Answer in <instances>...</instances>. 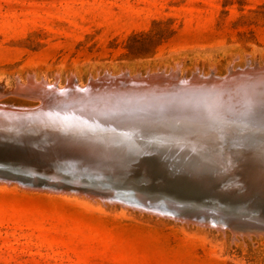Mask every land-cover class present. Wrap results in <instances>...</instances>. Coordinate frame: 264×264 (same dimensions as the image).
Segmentation results:
<instances>
[{"label":"rangeland","instance_id":"1","mask_svg":"<svg viewBox=\"0 0 264 264\" xmlns=\"http://www.w3.org/2000/svg\"><path fill=\"white\" fill-rule=\"evenodd\" d=\"M259 64L264 0H0V88L10 91L30 76L63 88L106 72L175 69L190 78ZM1 94V105H39ZM7 183L0 180V264H264L262 232L237 235Z\"/></svg>","mask_w":264,"mask_h":264},{"label":"water","instance_id":"2","mask_svg":"<svg viewBox=\"0 0 264 264\" xmlns=\"http://www.w3.org/2000/svg\"><path fill=\"white\" fill-rule=\"evenodd\" d=\"M170 71L143 76L106 72L90 78L85 87L73 84L87 94L72 97L69 102L34 111L19 107L24 111L15 118H0V180L89 193L130 207L176 214L175 218L182 214L179 217L186 221L229 229L237 235L264 232V191L260 187L235 189L240 175L211 162L183 168L197 157H208L202 155L210 151L213 155L223 153L226 158L236 156L230 141H216L222 135L235 137L240 133L237 123L245 128L242 137L264 142V134L256 132L264 128V72L245 66L229 69L225 75L193 73L190 78L223 82L209 84L210 88L203 90L187 86L193 91L186 93L195 101L183 108V82L189 81ZM176 76L182 84L161 86L166 78ZM242 83L251 93L245 99L248 107L240 117L234 108L235 115L228 112L220 118H235V124L216 125L213 119L217 116L211 118L204 113V102L197 105L201 108L189 109L197 100L213 96L209 90L240 87ZM56 89L64 92L69 87ZM183 109H187L185 116ZM85 112H92L93 118L82 117ZM57 114L59 119L53 120ZM204 130L208 133L202 135L212 136L206 142L213 144L183 155V131L194 138ZM203 141L197 146L202 147ZM238 170L245 171L244 167ZM120 191H132L131 196ZM238 219L250 222L239 223Z\"/></svg>","mask_w":264,"mask_h":264},{"label":"bare ground","instance_id":"3","mask_svg":"<svg viewBox=\"0 0 264 264\" xmlns=\"http://www.w3.org/2000/svg\"><path fill=\"white\" fill-rule=\"evenodd\" d=\"M261 66L262 65L259 64L257 67L253 68L249 65V69L264 72V66H262V67ZM232 69H234V68H232ZM174 70L175 69H173V71H171V73L179 75L178 71H174ZM127 72L131 76L133 75L130 71H127ZM163 72L168 73V70H165ZM150 73H152V72H150ZM108 74L118 75L117 73L115 74V73H111V72H108ZM138 74L142 75V76L144 75L143 73H138ZM205 77H207V76H205ZM73 78H71L66 85V87H69V89H67L64 92L56 89V86L58 89L66 88V87L62 88L60 86V84L57 83L58 81L55 84H50L48 81H45L46 79L42 80V81H38L35 78H32L31 76L29 77L27 84H23L22 82L18 81L17 87L14 90L11 89V91H10V89L2 88L3 87L2 86L0 88V92L3 94V96L5 95L4 93L7 94L9 92L10 94L11 93L17 94V95L23 96L27 99H30V100H38L39 101V103H38L39 105L24 107L27 110L34 111L35 109H38L39 107L50 108L51 106H53V104L62 103L64 101L69 102V101H71L70 99L72 97L76 98L77 96H81V94H87V93H82L83 91L81 89L79 90L78 88H76L73 85L76 82V80L74 81ZM183 78H186L187 79L186 81H189V82H185V83L183 82V108H186L190 103H193L195 101L194 96H191L188 93H186V92L193 91L190 87H187V86H193V88L195 90H203L205 88H210V87H208L209 84H212V83L222 84V82H223V81L217 80V79L216 80L204 79V80L200 81V79L195 78V76H193L192 78H189V77H183ZM93 79H95V78H93ZM170 79H172V80H170ZM165 80L166 81L164 84L160 83L161 86L162 85L163 86H174V85L182 84L181 82L177 81L178 76L172 77V78H166ZM167 81H168V83H166ZM76 83L80 87L86 86V85L83 86L81 84L82 81L80 80L79 77H78V80ZM243 84L244 83H242L241 85L239 84L240 87L235 85V86H229L228 88H223V89L209 90L208 92L210 94H212L213 96H207V100L206 99H204L203 101L197 100L196 105H193L189 109H195L196 107L201 108L197 105L202 104L200 102H204L206 104V109L204 110V113H207V115L211 118H212V115H213V118H214V115L217 116V120L213 119V121H215L216 125L221 124L222 126H230L232 124H235L234 123V122H236L235 118H229L227 120H225L224 118L223 119H220V118H221V116H223L225 113H228V112L235 115V113H233L234 108L237 109L236 115L238 117H240V115H242L244 112L243 110L248 107L247 106L248 104L245 101V99L248 98V96L251 93L248 90L244 89ZM200 88H202V89H200ZM73 98H72V100H73ZM1 103H0V118H3V119L4 118H15L18 115L17 113H19V111H24V110H21L19 107L1 105ZM185 110L187 111V109H183V116H185V113H186ZM91 113L92 112H85L82 114V117H85V119H87V120L90 118H93V115H90ZM62 115H66V114H62ZM58 116L59 115L57 114L52 119L58 120L59 119ZM60 119H62V117ZM224 121H227V122H224ZM235 127L240 129V133L235 134V137L230 136V133H229V134L222 135L221 137H219L216 142L217 143L222 142L225 144L226 140L230 141L231 142L230 146H232L231 149H232V152L234 153L233 155H236V156H233V158L232 157L226 158L225 154H223V153H217V154L213 155L212 154L213 152L210 151V153H208L207 155H202V156H208V157H206V158L197 157V158H195V160H192L188 165H183L184 164V161H183V164H182L183 168L184 167L195 168L196 165L200 166L201 164L211 162L210 164H214V165L218 166L219 169H221V170H229L234 175H240V177L238 178V185H235V189H240V188L246 189V187L249 188V185L250 186L254 185V186L260 187L264 191V142H261L256 137H253L252 139H247L245 137H242L241 134H245V128L239 123H237V125ZM257 131L260 134H264V128H261V130H256V132ZM205 133H208V132H206L204 130V132L202 131L199 134H194V138H193V134L190 135V134H187L185 131H183V155H187V154L190 155V153H193L194 151L196 153H198V152H200V150H205V148L208 149V145H211L213 143L206 142V140L212 138V136L211 135H209V136L202 135ZM223 136H224V138H222ZM239 138H240V140H243V141L241 142L239 140ZM201 139L204 140L202 147L197 146V145H199V144H197L199 142L201 145V143H202ZM210 141H212V140H210ZM194 143L196 146L193 145ZM239 143L243 147L239 146ZM257 144L259 145L258 146L259 148L254 149L255 145H257ZM219 146H221V145H219ZM256 153H257V155H256ZM149 159H153V158L149 157ZM226 163H228V166L226 165ZM239 163H243V165L240 164L241 167H238ZM243 167L245 169L244 172L238 170L239 168H243ZM2 181H5V180H2ZM9 183H12V182L8 181L7 184H9ZM16 184L20 185L21 187L27 188L28 190L29 189H38V190H49L52 192H69V190L64 189V188H55V187H50V186L34 187L30 184H20V183H16ZM129 192H132V191H120V194L122 193L123 195L131 196V193H129ZM71 193L72 192H70V194ZM79 194H82V192H80ZM86 194H89V193H86ZM136 194H138V193L135 192L134 195H136ZM89 195L94 196L93 194H89ZM162 195L164 196V194H162ZM165 198H166L165 201L168 204H170L168 197L166 196ZM100 199L105 203L106 202L115 203V204L119 203V204H122V205L128 207V205L125 204L124 202L108 201L105 198H100ZM176 203H174V204H176ZM192 206L196 207L194 205H192ZM178 207H180V206L178 205ZM133 209H138V210L145 211V212H148L151 214H157V215H161V216L171 218V219H176V220H180L182 218V217L181 218L179 217V216H182V214H179L178 216H176L177 218H175V216H173V215H176V214H168V213L161 214L159 212H153V210H145L144 208H136V207H133ZM182 219L184 220L185 218L183 217ZM237 222L243 223V222H250V221L238 219ZM211 227L217 228L216 226H211ZM262 233H264V232H262Z\"/></svg>","mask_w":264,"mask_h":264}]
</instances>
